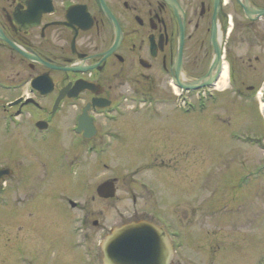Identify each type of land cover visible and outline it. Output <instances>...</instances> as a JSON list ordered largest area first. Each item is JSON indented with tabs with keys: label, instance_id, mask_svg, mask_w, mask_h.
Listing matches in <instances>:
<instances>
[{
	"label": "flooded vegetation",
	"instance_id": "flooded-vegetation-1",
	"mask_svg": "<svg viewBox=\"0 0 264 264\" xmlns=\"http://www.w3.org/2000/svg\"><path fill=\"white\" fill-rule=\"evenodd\" d=\"M0 149L13 150L0 211L47 202L70 169L84 193L103 160L138 150L175 193L163 210L148 177L130 183L145 202L133 220L164 228L169 264L245 254L264 208V0H0ZM219 163L240 165L239 180L211 190L201 164Z\"/></svg>",
	"mask_w": 264,
	"mask_h": 264
},
{
	"label": "rangeland",
	"instance_id": "rangeland-1",
	"mask_svg": "<svg viewBox=\"0 0 264 264\" xmlns=\"http://www.w3.org/2000/svg\"><path fill=\"white\" fill-rule=\"evenodd\" d=\"M236 124L242 126L244 123L238 121ZM0 152L4 153L1 149ZM12 152L13 150L11 149L7 150L4 154V156H9L8 159L0 158V163L2 165L8 167V165L13 163V160H10L13 155ZM51 153L53 152L48 153V155H51ZM130 154L135 159L133 162L125 163L120 157L115 163L111 160L110 162L103 160V164L100 165L98 171L91 175L87 174L86 177L82 179L84 183H88L90 192L92 189L90 195L93 194V200L91 196L89 198L85 197L86 194H89L86 185L85 192L82 193L80 191L79 185L81 180L79 174L68 173L66 178H68L69 183H72V185L69 186V183L68 185H64L63 183L58 186L59 188L55 191V196L47 202H41L40 205L37 203L34 204L32 203L36 199L34 197L30 202L26 203L24 207L10 206L6 210H1L0 264H87L85 254L87 251L89 253L88 260L92 262V264H100L99 256H101V253L97 246V242H99L112 227L133 220L135 218L134 213H138L139 215L137 216L139 217L140 213L143 211L142 206L145 204L143 200L137 198L136 203H132V195L130 193V183L132 179L140 181L141 177H148V182L156 188L159 198L162 199L160 204L161 209L165 210V208H172L176 202L173 188L169 189V186H164L158 181L157 170L150 168L151 170L143 169V171L149 170V172L144 171L138 174L135 173L137 168L146 166V164H141V161H145V159L139 154L138 150H134L130 152ZM25 155L28 156V154ZM137 161L140 163H137ZM91 163V159L87 158V169ZM94 164L97 163H93V165ZM209 166L211 167L206 170L205 173L209 178H212L208 184L211 190L223 185L222 183H216L221 177L234 176L235 181L239 180L238 168L240 165L232 164V167L228 169V164H201L203 170ZM225 168L228 170L224 172ZM100 174H102V176L98 177ZM109 175L116 177V193L113 199L103 201L95 196L94 189L98 185L99 180L103 179L102 177H108ZM9 181L7 189L13 187L12 181ZM224 188L228 190L230 195L238 194L237 189H233L230 186H223L221 188L222 191ZM198 189L199 188H197L191 196L197 193L200 196V190ZM4 195L7 196L8 204H17L16 199L18 198V193L15 191H7ZM19 198L22 199L23 196L20 195ZM64 198H70V200L76 202V206L78 207L70 211L64 202L60 201L61 204L59 205V199ZM55 199H57V202H55ZM79 207H83L85 210L84 213L86 214L85 222L81 225L75 217H78L80 213L78 211ZM9 210L12 211L9 212ZM219 213H221V211L217 214ZM224 215L227 216L224 219H230L233 213L230 214L229 211H225ZM94 220L97 221L96 226L92 225ZM257 225L255 229L256 232L249 228L244 230L246 237H251L254 241V247L248 244V248L251 250L245 254L239 253L230 256L229 262L226 264H254V261L259 259L261 260L260 264H264V208L261 210ZM227 228H222V230L224 232H229L230 229ZM191 231V226L183 230L184 236L187 239L186 244L192 242L191 235L194 234H191ZM84 235L87 236L88 241L81 237H84ZM240 235H242L241 232ZM198 237L199 230L196 233L195 241L198 240ZM206 251L208 252L207 247ZM188 257L187 260L182 259V264H195L196 259L193 258L192 255ZM201 262L202 264H207L206 254H203Z\"/></svg>",
	"mask_w": 264,
	"mask_h": 264
},
{
	"label": "water",
	"instance_id": "water-1",
	"mask_svg": "<svg viewBox=\"0 0 264 264\" xmlns=\"http://www.w3.org/2000/svg\"><path fill=\"white\" fill-rule=\"evenodd\" d=\"M4 172L7 171L0 169V175ZM98 190L104 197L113 195L110 183ZM163 234L155 225L143 221L114 228L102 240V264H167L170 256Z\"/></svg>",
	"mask_w": 264,
	"mask_h": 264
}]
</instances>
